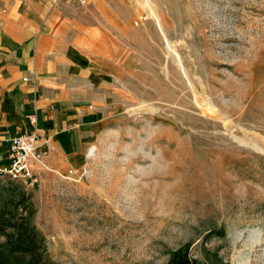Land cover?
<instances>
[{"label": "rangeland", "instance_id": "1", "mask_svg": "<svg viewBox=\"0 0 264 264\" xmlns=\"http://www.w3.org/2000/svg\"><path fill=\"white\" fill-rule=\"evenodd\" d=\"M137 13L139 71L95 155L27 189L49 258L167 264L191 243L205 263L264 264V0H138Z\"/></svg>", "mask_w": 264, "mask_h": 264}, {"label": "crops", "instance_id": "2", "mask_svg": "<svg viewBox=\"0 0 264 264\" xmlns=\"http://www.w3.org/2000/svg\"><path fill=\"white\" fill-rule=\"evenodd\" d=\"M137 12L138 0H0V163L34 117L49 149L39 179L86 167L92 137L139 71Z\"/></svg>", "mask_w": 264, "mask_h": 264}, {"label": "trees", "instance_id": "3", "mask_svg": "<svg viewBox=\"0 0 264 264\" xmlns=\"http://www.w3.org/2000/svg\"><path fill=\"white\" fill-rule=\"evenodd\" d=\"M36 207L32 194L20 184L0 188V264H57L49 258L45 236L35 224ZM223 237L224 231H212ZM187 243L169 251L167 264H225L215 255L205 263L191 255Z\"/></svg>", "mask_w": 264, "mask_h": 264}, {"label": "built area", "instance_id": "4", "mask_svg": "<svg viewBox=\"0 0 264 264\" xmlns=\"http://www.w3.org/2000/svg\"><path fill=\"white\" fill-rule=\"evenodd\" d=\"M71 1L81 6L88 3V0ZM36 123L37 121L33 117V129L26 133H20L12 139L7 162L0 163V180H10L28 189L39 183L34 165L42 171H50L47 162L49 149H45L41 145L42 137L37 130Z\"/></svg>", "mask_w": 264, "mask_h": 264}, {"label": "bare ground", "instance_id": "5", "mask_svg": "<svg viewBox=\"0 0 264 264\" xmlns=\"http://www.w3.org/2000/svg\"><path fill=\"white\" fill-rule=\"evenodd\" d=\"M159 23V22H158ZM95 155V148H93L91 151H90V156H94Z\"/></svg>", "mask_w": 264, "mask_h": 264}]
</instances>
